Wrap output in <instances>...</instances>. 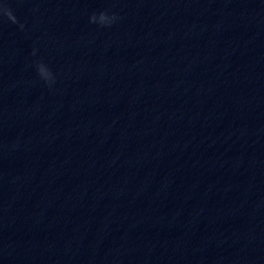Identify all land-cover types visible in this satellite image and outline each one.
I'll return each instance as SVG.
<instances>
[{"label":"clouds","instance_id":"1","mask_svg":"<svg viewBox=\"0 0 264 264\" xmlns=\"http://www.w3.org/2000/svg\"><path fill=\"white\" fill-rule=\"evenodd\" d=\"M7 21L18 24L21 29L24 28V25L19 23L17 17L14 15L13 10L10 7H7L5 3L0 0V22L4 19ZM119 17L115 13H109L108 11H100L99 13L93 12L89 17V22L96 24L99 27H111ZM37 50L34 48L32 55H36ZM35 68L38 77L43 80L49 87L55 82V77L49 67L43 61H36Z\"/></svg>","mask_w":264,"mask_h":264}]
</instances>
